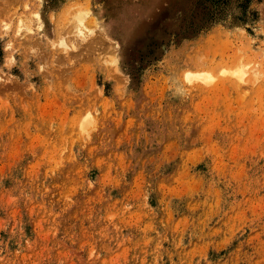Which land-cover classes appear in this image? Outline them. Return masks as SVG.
Segmentation results:
<instances>
[{
    "label": "rangeland",
    "instance_id": "374dc122",
    "mask_svg": "<svg viewBox=\"0 0 264 264\" xmlns=\"http://www.w3.org/2000/svg\"><path fill=\"white\" fill-rule=\"evenodd\" d=\"M0 264H264V0H0Z\"/></svg>",
    "mask_w": 264,
    "mask_h": 264
},
{
    "label": "trees",
    "instance_id": "16d2710c",
    "mask_svg": "<svg viewBox=\"0 0 264 264\" xmlns=\"http://www.w3.org/2000/svg\"><path fill=\"white\" fill-rule=\"evenodd\" d=\"M245 1V4H247L249 2V0H244Z\"/></svg>",
    "mask_w": 264,
    "mask_h": 264
}]
</instances>
